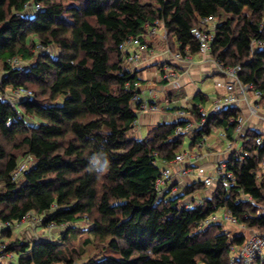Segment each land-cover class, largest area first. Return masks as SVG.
Here are the masks:
<instances>
[{"label": "trees", "instance_id": "1", "mask_svg": "<svg viewBox=\"0 0 264 264\" xmlns=\"http://www.w3.org/2000/svg\"><path fill=\"white\" fill-rule=\"evenodd\" d=\"M210 16V58L240 66V82L264 101V0H0V243L9 241L0 264H228L245 235L232 237L222 224L199 230L202 221L227 210L248 230L264 229V219L248 218L264 204L261 133L241 136L247 157L225 161L232 184L215 182L192 208L186 199L206 189L201 180L170 198L155 190L160 170L182 153L184 134L175 132L187 122L157 124L142 139L133 133L138 79L120 45L131 37L144 43L146 26L159 22L168 44L194 55L199 42L190 31ZM19 89L30 95L15 97ZM202 95L193 98L195 123ZM240 115L234 107L211 114L190 148L213 129L233 141ZM30 214L47 234L14 239ZM79 234L87 236L82 247L69 250ZM89 247L95 253L84 259Z\"/></svg>", "mask_w": 264, "mask_h": 264}, {"label": "built area", "instance_id": "2", "mask_svg": "<svg viewBox=\"0 0 264 264\" xmlns=\"http://www.w3.org/2000/svg\"><path fill=\"white\" fill-rule=\"evenodd\" d=\"M25 7L26 9H32L34 12H37L40 9L39 4H26ZM160 26H162V24L159 22H154L153 25H147V34L152 37H159L161 35L163 38H166L167 33L165 29L163 27L161 29ZM214 28L215 18L213 16H210L200 19L199 26L193 27L190 33L199 42V54L203 55L204 57L207 55L206 59L212 61L218 74L222 75L226 80L224 84L225 93L221 98L215 99L212 102V106L209 111H205L199 108V112L202 116V119L199 123L190 122V114L188 112L178 111V118H180V120H182L183 122H187V124L183 125L182 127H178L175 133L176 135H182L186 134L189 131H193L195 129L203 127L206 123L207 118L211 114H220L227 108L234 107L237 109H241L243 107L246 109V113H241V115L237 118L236 127L233 133V141H236L237 137L244 131L247 118H255L261 121L260 123L264 125V105L261 108L262 94L255 88L253 84H243L240 82L238 77V74L241 70L240 66H236L234 68L224 67L219 61H213L210 58L209 48L213 40L212 31L214 30ZM119 48L123 53L129 54L127 56L126 62L130 64L140 62L141 58L139 51L150 50L151 52H153L152 49L148 48V45L146 43L141 42L140 37L129 38L126 42L122 43ZM134 48H136L137 51H134ZM164 52L171 55V59L178 64L184 62L188 63L191 60L188 55L184 56L178 50L173 54L168 49H165ZM163 79L167 82H174L177 79V74L175 73L172 65L168 64ZM13 94L17 98L30 95L29 92L23 89H19ZM250 94L253 97L252 100L249 98ZM132 105L138 108L139 113H153L160 110V108L155 104L143 102L140 95L137 93L132 98ZM261 134L262 135L260 137H257L255 139V144L258 146H261L264 142V133ZM220 137L226 139V135L223 131L220 132ZM233 141H228L226 149V152L228 154L226 155V157L223 160L218 161L214 166L212 173L205 176L202 180L206 188L210 189L214 185V183L218 181L222 182L224 186H230L232 184L234 178L231 173L226 171L225 161L230 155H234L240 160H243L248 155V153L242 149H235V146H233ZM203 145L204 140L193 150L182 151V153L176 155L172 161L167 163V165H165L160 170V175L155 181V190L158 196H162L164 188L173 178L174 173L178 177H184L192 172L194 163L202 158V156L199 155L198 151L202 149ZM29 162V159L26 158L20 164V166L14 173V179L18 178V176L24 170H26ZM170 165H176V167L178 168L174 170ZM261 168L264 169V160L261 164ZM239 198L240 200L243 199L244 201L253 202L251 196H246L242 193ZM187 207L192 208L193 206L192 204H188ZM221 212L222 215H218V213H215L206 218L201 222L198 229L201 230L208 226L222 224L224 222L235 226V228L240 231V234L245 235V239L241 245H232L230 247L228 264H264V229L248 230L244 223H239L238 220L231 216L227 210H222ZM248 218L264 219V206L257 208V210L253 214H250ZM25 219H23V221Z\"/></svg>", "mask_w": 264, "mask_h": 264}, {"label": "crops", "instance_id": "3", "mask_svg": "<svg viewBox=\"0 0 264 264\" xmlns=\"http://www.w3.org/2000/svg\"><path fill=\"white\" fill-rule=\"evenodd\" d=\"M145 38H147V39L151 38L149 41H147V40L146 41L148 43L147 44L148 48L152 49L153 52H151L150 50L139 51L140 58H141L140 62L130 65V67H132L131 72H134L137 74L138 80L135 83L136 84V91H137V94L140 95L141 100L143 102L155 104L159 107L158 103L160 101H162L163 99H165L166 106L163 109L160 108V110L158 111L161 113L164 112V114H161L162 117H160V116H158V114H156L158 112H153V113L152 112H140L139 113L138 120L136 121L135 127H134V129H136L137 132L139 131L140 137L138 139L145 138L144 136L142 137V135L140 133L142 128L147 127L148 132H149L157 124L176 122V121L180 120V118H178V116H177L178 111H185V112H188L190 114V110L192 107L184 109L182 107L176 108V107H171V105H169L171 102H173L174 95H175V94L171 95V93L168 92L172 88H175L177 86L176 90L179 91L180 89H182V87L184 85H186L188 82H191V80L198 81L201 78L202 79H213L215 76H219L220 79H216V81L220 82V86L223 87L222 89L224 92H223V94L217 93V92L214 93V95L212 97L213 100L211 101V106H212V102L215 99L221 98L224 95V93H225L224 84L226 82L224 77L222 75L218 74L214 64L212 63V61L207 60L205 58H202V56L199 53L194 54V55H188L189 58L191 59L190 62H188V63L184 62V63L178 64L177 62H174L171 59V55L164 52L165 48L161 49L160 46L158 48L156 47L157 45H159V42H160L159 38L154 37V36L152 37L149 35H147ZM133 50L137 51L136 48H134ZM176 50H177V48L175 46L174 50L173 51L170 50V52L173 54ZM168 64L173 66L175 73L177 74V79L174 82H167L166 80L163 79V76L167 70ZM156 84L159 85V87H157V89L155 86ZM146 93L149 94V100L146 99V96H145ZM198 93L201 95L203 94L200 91H198L196 94H198ZM195 95H194V97H195ZM203 95L202 96H203L205 103H206L208 101L209 97H208V95H205V94H203ZM178 96H179L178 99L182 98L181 90L179 91ZM249 98L251 100L253 99L251 94L249 95ZM261 102L263 103L264 101H261ZM211 106L209 107V109L207 111L210 110ZM172 109H174V110H172ZM203 110H205V109H203ZM240 110H241V113H244V114L246 113L245 108L242 107ZM174 116H175V119L172 118ZM246 116H247V114H246ZM189 121L192 123H195V120L193 119L192 115H189ZM260 122L261 121L255 119V118H247L244 131L237 137L236 141L239 140V138L241 136H244L247 131L256 132L257 130H260V127L262 125ZM196 130L197 129H195L193 131H189L186 134H191V139H192V137L194 135L193 133ZM217 131L222 132L223 130L217 129ZM211 134L209 136H211ZM209 136H207V137L205 136L206 138L203 139L204 140L203 147L205 146V143L208 142ZM220 138L224 141L225 140L231 141L227 137H226V139H224L222 137H220ZM236 141L234 140L233 142L235 143ZM203 147H202V149H203ZM235 149H236V147H235ZM190 150H193V149L190 148ZM204 150H206L208 153L203 154L202 158L194 163V168L192 169V172L190 174H188L187 176H184V177L176 176L177 178H175L173 180L171 179L168 182L167 186L164 188L162 195L164 194L166 196V198H170V197H173V196L178 195V194L182 195L183 189L188 184H191L193 182L192 181L193 177H199V180L202 181L205 176L212 173V170H213L214 166L216 165V163L220 160H223L226 157L225 154L226 155L228 154L226 152V150H223L220 153L219 150H217V148H216L215 142H212V143L210 142L209 144H206V149H204ZM207 168H209V170H211V173H208L207 175L204 176V173L202 171L207 170ZM211 191H212L211 189L206 188L204 190V193L199 195V199H197V197L195 199L196 195H194L193 196L194 201L199 200L201 202V204H203L204 198L209 197V195L211 194ZM189 201H191V200L186 199V202L188 204H192V206H194L193 202L189 203Z\"/></svg>", "mask_w": 264, "mask_h": 264}, {"label": "rangeland", "instance_id": "4", "mask_svg": "<svg viewBox=\"0 0 264 264\" xmlns=\"http://www.w3.org/2000/svg\"><path fill=\"white\" fill-rule=\"evenodd\" d=\"M215 24H216V21H215ZM160 28L162 29V26H160ZM212 34H214V30L212 31ZM160 42H159V45H157L156 47L158 48L159 46L161 47V49L165 48V49H168L169 51L172 50L173 48H175L174 46L175 45H172L171 43L168 44L167 43V36L166 38H163L161 35L159 37ZM151 38H144V43L148 44L147 41H149ZM147 40V41H146ZM154 44V43H153ZM173 47L172 49L170 48V46ZM151 48V47H150ZM173 51V50H172ZM202 58H207L206 56L204 57L203 55H201ZM130 63L128 62H125L124 63V66L126 69H129L130 71H132V67H130ZM202 79V78H201ZM191 80V82H188L186 85H184L182 87L181 92H182V98L178 99L179 96V91L176 90L177 86L175 88H172L170 91L171 95H174V99H173V102H171L169 105H171V107H176V108H191L193 105H194V101H193V97L194 95L200 91L202 92L203 94L205 95H208V101L205 103V104H199V108H202V109H205L206 111L209 109V107L211 106V101L213 100V95L214 93H222L223 94V87L220 86V82H217L216 79H220L219 76H215L213 79H202V80ZM222 82V81H221ZM156 86V89L157 87H159V85H155ZM176 90V91H175ZM221 94V95H222ZM146 99L149 100V94L146 93ZM193 96V97H192ZM186 100V101H185ZM166 101L165 99H163L162 101H160L158 103L159 105V108L163 109L165 108L166 106ZM264 105V102L261 103V108L263 107ZM158 114V116L162 117L161 114H164L161 113V112H158L156 113ZM173 119H175V116L172 117ZM178 119V118H177ZM256 132L258 133H264V125L260 127V130H257ZM134 135L139 138L140 137V134H139V131L137 132L136 129H134L133 131ZM141 135L142 137L146 136V134L148 133V128H142L141 129ZM211 136H209V140L207 143H205V146L203 147V149H200L198 151L199 155L200 156H203V154L205 153H208L206 150V144H209L210 142H215L216 143V148L217 150H219V152L221 153L223 150H226L227 149V145H228V141L227 140H222L219 136H220V132L213 129L212 132H211ZM207 137V136H206ZM205 137V138H206ZM204 139V138H203ZM242 137L239 138V140H237L235 143H233V146L236 147L237 150H240L241 149V146H242ZM190 144H191V134H185L184 137H183V143H182V151H185V150H190ZM208 150V149H207ZM206 151V152H205ZM226 156V154H225ZM174 170H176L178 167H176V165H170ZM175 172V171H174ZM204 173V176L207 175L208 173H211V170H209V168H207V170H203L202 171ZM177 175L174 173L173 175V179L177 178L176 177ZM193 182H196V181H199V177H193L192 179ZM204 193V191H200L199 194L197 193L196 196H195V199L197 197V199H199V195ZM190 200V199H189ZM190 202V201H189ZM196 202V203H195ZM193 204L195 206L197 205H202L201 202L199 200H196L193 202ZM264 206V204L262 205ZM218 215H222V212L219 211L217 212ZM35 220H34V216H28L21 224L18 225V227H16L13 232L15 234L14 236V239L16 238H19V239H26V240H31V239H34L36 240L37 238H39L40 236L43 235V233L45 232H41L40 230H37V228H35ZM222 226H223V229L225 231H228L229 232V235L230 236H235V235H239L240 234V231L237 230L235 228V226L227 223V222H224L222 223ZM47 234V233H45ZM52 235L54 236L55 233L53 232ZM87 236L85 234H79L77 235L71 242L70 244V247H69V250H80V248L82 247V243L83 241L85 240ZM9 241L7 240H3V243H0V249L3 248V245L7 244ZM91 252L95 253L94 249H91V247L87 248L86 249V255L83 256V258L85 259V257L89 254H91ZM6 255V253L4 254ZM5 260H4V263H7L9 261V259H11V254H8L7 256H5ZM8 258V259H7ZM15 259V258H13ZM0 261H3L2 259ZM16 264V263H15Z\"/></svg>", "mask_w": 264, "mask_h": 264}, {"label": "bare ground", "instance_id": "5", "mask_svg": "<svg viewBox=\"0 0 264 264\" xmlns=\"http://www.w3.org/2000/svg\"><path fill=\"white\" fill-rule=\"evenodd\" d=\"M13 181V180H12ZM30 216H31V214H30ZM37 221V220H36ZM35 223V222H34ZM242 243V242H241ZM233 244H235V243H233ZM3 249V248H2ZM7 256V255H6Z\"/></svg>", "mask_w": 264, "mask_h": 264}]
</instances>
